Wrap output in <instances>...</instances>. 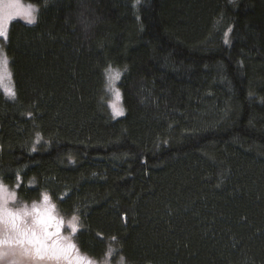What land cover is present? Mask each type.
Listing matches in <instances>:
<instances>
[{"label": "trees", "instance_id": "obj_1", "mask_svg": "<svg viewBox=\"0 0 264 264\" xmlns=\"http://www.w3.org/2000/svg\"><path fill=\"white\" fill-rule=\"evenodd\" d=\"M26 1L41 9L8 33L0 180L78 216L94 259L264 264V0Z\"/></svg>", "mask_w": 264, "mask_h": 264}, {"label": "snow or ice", "instance_id": "obj_2", "mask_svg": "<svg viewBox=\"0 0 264 264\" xmlns=\"http://www.w3.org/2000/svg\"><path fill=\"white\" fill-rule=\"evenodd\" d=\"M36 11L38 9L32 6L25 8L20 0H0V39L7 40L8 28L17 17L24 19L26 23H35ZM225 42L227 43V39ZM9 63L7 54L0 49V84H3L5 78L10 84L12 82ZM106 72L108 89L113 94L110 107L115 116L124 115L122 93L115 86L121 74L111 69ZM4 90L8 96L15 98L14 86L5 85ZM40 139L37 135L36 142ZM17 180H20L19 176ZM19 186L17 183L16 187ZM42 195V204L33 202L30 206L23 203L19 207H9L10 203H15L17 195L0 182V264H94L80 255L69 237L61 235L64 220L53 214L56 205L51 202L50 196L46 192ZM78 222L79 217L76 215H72L68 221L73 234L78 231ZM53 228L55 231H52ZM112 239L115 240L116 237Z\"/></svg>", "mask_w": 264, "mask_h": 264}, {"label": "rangeland", "instance_id": "obj_3", "mask_svg": "<svg viewBox=\"0 0 264 264\" xmlns=\"http://www.w3.org/2000/svg\"><path fill=\"white\" fill-rule=\"evenodd\" d=\"M20 3H21L25 8H27L28 6H32V7H34L35 9H38V11L34 12V15L36 16V22H35V23H32V24H29V23H26L25 20L22 19V18H20V17H17V18L14 19L12 22L20 21V22H23V23H25V24H27V25H34V24H36L37 21H38L39 12H40V9H41L40 4L30 3V2H27L26 0H20ZM12 22H11V24H12ZM11 24H10V25H11ZM9 29H10V26H9V28H8V33H9ZM7 41H8V37H7V40H6V41H5L4 39H0V49H2L6 54H7V50H6ZM7 57H8V54H7ZM8 59H9V57H8ZM9 61H10V59H9ZM9 69H10V71H11V73H12V78H11V81H12V82H11V84H10L9 81L7 80V78H5L3 84H0V87H1V89L3 90L5 96H6L8 99H10V100H14V99L16 98V96H15V98L10 97V96L7 95V93H6L5 90H4V86H5V85H7V86H9V87L14 86V90H15V92H16V87H15V82H14L13 72H12V68H11L10 63H9ZM116 70L119 71L121 75H120V79H119L118 81H116L115 86H116V87L120 90V92L122 93V89H121V87H120V80H121V77H122V73H123V71L120 70V69H118V68H115V69H113V72H115ZM108 83H109V82H108ZM107 88H108V87H107ZM108 90H109V89H108ZM16 95H17V92H16ZM112 99H113V94L109 91V96H108V102H107V105H108L109 112H110L111 116H112L113 118H115V119H119V118L124 117V116L126 115V107H125V105H124V101H123V93H122V107H123V109H124V115H121V116H115V115H114V113H113V111H112V109H111V107H110V102L112 101ZM0 182H3V184L7 185L9 191H14V192L16 193V195H17V200L15 201V203H10L9 207H13V208H14V207H19V206L22 205L23 203H27L29 206H30L33 202H35V203H37V204H42V203H43V196H42L41 199L36 200V201H33V202H23V201H21V200L19 199L18 191H17L16 188H12L9 184H7V183H6L5 181H3V180H0ZM46 193L50 196V198H51V202H52L53 204L56 205V209L54 210L53 214L56 215V216H58V217L63 218V220H64V224L62 225V228H61V235L70 238L71 242L74 243V244L76 245L77 249L79 250L80 255L86 257L88 260L93 261L94 264H117V263L112 262V260H110V259L98 260V259L91 258V257H89L88 255H86L85 253H83V252L80 250V248H79V246L77 245V242H76V234H77L78 231L80 230L81 224L78 222V231H77L75 234H73L72 231H71V227H70L69 224H68V221L71 219V217H68V218L63 217L62 214L60 213L59 208H58V203L53 199V197H52L48 192H46ZM52 231H55V229L53 228Z\"/></svg>", "mask_w": 264, "mask_h": 264}]
</instances>
